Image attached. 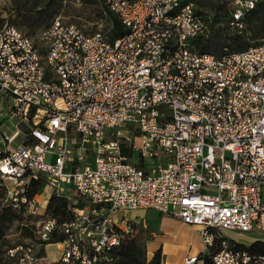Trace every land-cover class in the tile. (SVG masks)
Segmentation results:
<instances>
[{
    "label": "built area",
    "instance_id": "obj_1",
    "mask_svg": "<svg viewBox=\"0 0 264 264\" xmlns=\"http://www.w3.org/2000/svg\"><path fill=\"white\" fill-rule=\"evenodd\" d=\"M98 1L126 33L113 37L111 19L85 32L61 14L35 35L0 24V211L45 216L54 192L75 211L44 218L37 244L9 249L13 264H109L141 223L118 213L148 208L199 225L214 264H264L226 234L264 230V40L201 51L209 23L193 2ZM227 1L243 27L259 0ZM54 232L64 239L50 242L61 247L51 261L39 248Z\"/></svg>",
    "mask_w": 264,
    "mask_h": 264
},
{
    "label": "trees",
    "instance_id": "obj_2",
    "mask_svg": "<svg viewBox=\"0 0 264 264\" xmlns=\"http://www.w3.org/2000/svg\"><path fill=\"white\" fill-rule=\"evenodd\" d=\"M62 0H13L14 8L17 14L16 18L19 24H23L29 27L28 34L32 35L36 27L40 25L45 26L50 23L52 14L61 5ZM86 1V0H82ZM183 4L193 2L196 11L203 14L209 23V31L205 34L198 35L194 39V43L201 51L213 52L216 54L221 53L225 47L231 50H243L248 48L250 45L256 44L260 41L251 43L248 35V17L252 12H255L260 5H264V0H259L256 7L247 11L243 17L244 26L240 27L237 24L232 23L231 6L227 0H206V1H195V0H181ZM208 5L211 7L213 12H209L204 9L201 5ZM226 15L223 25L219 24L223 15ZM109 19L113 22L110 29L113 37L123 35L128 31L122 23L119 16L111 11L106 13ZM16 21V19H14ZM4 23L0 19V24ZM12 23V22H10ZM19 27V26H18ZM21 28V27H20ZM108 29V25L104 27ZM46 178L44 175H40L38 179L33 180L31 189V195L41 192L45 186ZM76 196V194H73ZM71 201L66 195H58L55 192L52 193L49 202L47 204L46 215L44 218L52 217L56 218L57 222L61 223L64 220H68L75 216V211L71 206ZM84 202L79 205L82 206ZM23 211H18L10 206L4 207L0 211V227L3 226L6 221L23 216ZM140 224L137 225L134 236H128L121 241L115 249H113V259L109 264H164L163 263V252L162 248L159 247L154 251V254L149 257L147 252V238H142L139 235ZM27 230H29L26 227ZM248 232V231H247ZM2 232H0V237ZM52 237L45 241V244L50 242L62 241L64 239L63 232H54ZM1 239V238H0ZM26 244V243H25ZM244 246L249 247L253 251L264 252V239H256L250 244L241 243ZM18 244L10 245L6 249V264H13L15 258L8 252L10 248L17 246ZM216 248H213L209 253H202L197 258L203 259V264H214L212 255ZM41 255L45 254V245H41L39 248Z\"/></svg>",
    "mask_w": 264,
    "mask_h": 264
},
{
    "label": "rangeland",
    "instance_id": "obj_3",
    "mask_svg": "<svg viewBox=\"0 0 264 264\" xmlns=\"http://www.w3.org/2000/svg\"><path fill=\"white\" fill-rule=\"evenodd\" d=\"M195 1L197 2L206 0ZM201 6L209 12H213L210 6ZM15 13L17 12L14 8L13 0H0V19H2L4 22H12L15 25L21 27L23 30L29 31L28 26L18 23L16 18L17 14ZM54 14H61L66 21H71L78 24L85 32H93L94 30L105 27L109 21L108 15H106L103 6L98 0H62L61 5L52 14V16ZM225 18L226 15L224 14L219 21L220 25H223ZM14 19H16V21ZM40 25L36 27L34 32H31L32 35L37 33ZM248 35L250 37L251 43L264 40V5L258 6L257 10L252 12L248 17ZM4 108H6L5 105ZM7 118L8 116L5 115L3 121L7 120ZM8 124L10 126L9 130L13 129L11 126L12 122L9 121ZM20 127L22 128L23 132H28V124L25 122L21 121ZM137 155L138 154H136V156ZM151 161L152 159H148L146 162L151 164ZM68 193L73 195L76 192L72 187H69ZM43 219L44 216L40 214L23 213V216L8 220L3 226L0 227V232H2V236L0 237V264H6L5 253L6 249L10 245L25 244L30 242L37 244L38 229L40 228V223ZM146 220L153 228L155 227L156 230L158 226L174 229L179 225V220L176 217L168 213H160L157 210H149L148 215H146ZM26 227L29 230H27ZM186 232L187 237L185 242L183 241V237L179 232L178 237L175 238L174 242H170V244L172 246L176 245L177 250L183 252L184 254L191 253L194 247L203 248L207 251V253L210 252L208 246L204 243L201 233L195 232L191 229H188ZM226 234L244 244H250L254 239H264V230L260 229H254L248 232L227 229ZM59 247V244L56 243L49 245L48 256L50 259L54 260L56 254H58Z\"/></svg>",
    "mask_w": 264,
    "mask_h": 264
},
{
    "label": "crops",
    "instance_id": "obj_4",
    "mask_svg": "<svg viewBox=\"0 0 264 264\" xmlns=\"http://www.w3.org/2000/svg\"><path fill=\"white\" fill-rule=\"evenodd\" d=\"M4 105L6 107V100H5V98H3V93L0 91V110L6 109V108H4ZM9 121L12 122L11 126L13 128L14 127L13 125L15 122L14 118L8 117L7 120L3 121L1 124L2 129L3 130L5 129V131H8V132L10 131L9 130L10 126L8 124ZM149 210H156V209H152V208L136 209V210H130V211H126V212L120 211L118 213L119 216H120V214H122V215L124 214V215H126L127 218H131V219H134L136 216L140 217V219H141V223H140L141 227L140 228L141 229H140L139 235L142 238L148 237L147 238V252H148L149 257H151L154 254V251L156 249L161 247L162 252H163V263L164 264H183L184 258L187 255H197L198 256L202 253H207V251L204 250L203 248L194 247L192 249L191 253H189V254L185 253L184 254L183 252L177 250L176 245L172 246L170 244V242L175 241V238L178 237L179 232L181 233L184 242H185L186 237H187L186 231L188 229H191L195 232L200 233V226L199 225L192 224V223H186V222L182 221L180 218L176 217L179 220V225L177 228L168 229L166 227L163 228L162 226H158V228L156 230V228L155 227L153 228L149 224V222L146 220V215H148ZM157 211L161 213V211H159V210H157ZM255 240L256 239H254L252 241H255ZM252 241H251V243H252ZM51 244H53V243H47L45 245V254L44 255L48 259H50L48 256V247ZM60 249H61V247H59L58 254H56V256L54 257V260L59 257ZM50 260L52 261V259H50ZM196 264H203V259L199 258L198 261L196 262Z\"/></svg>",
    "mask_w": 264,
    "mask_h": 264
}]
</instances>
